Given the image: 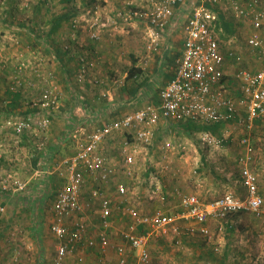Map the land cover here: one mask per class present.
Wrapping results in <instances>:
<instances>
[{
    "label": "rangeland",
    "instance_id": "obj_1",
    "mask_svg": "<svg viewBox=\"0 0 264 264\" xmlns=\"http://www.w3.org/2000/svg\"><path fill=\"white\" fill-rule=\"evenodd\" d=\"M83 1L88 3L86 8L91 5L99 6L104 16L102 20L105 22L112 6L119 4L116 0H74L68 4L74 5ZM37 3L44 4L36 10L34 5ZM60 3L61 0H0V178L8 180L7 190H0V228L6 225L0 245L10 251L2 254L0 246V264H39L40 257L45 259L42 264H51L56 246L55 237L52 233H43L44 240L51 239V244L49 249L38 255L41 241L30 234V225L33 215L36 216L42 211L45 217L42 221L45 223L44 228L50 226L53 218L51 207L58 182L54 172V158L68 154L74 147L73 139L64 143L62 137L65 131L70 132L72 125L78 121L76 107L81 103L79 100H88L90 104L102 107L108 117L115 118L125 111L119 107L108 108L109 101L104 96L99 101L98 97L104 91H111L114 101L136 100L135 103L142 106L157 100L158 92L163 86L162 81L165 79L163 75L156 76L154 70L148 71L149 67L150 70L153 68L151 65L158 68L160 63L155 61L156 59L150 62L145 70L140 67L142 56L145 54V28L140 23L136 26L121 23L117 31L103 26L101 39L97 41L100 42L102 51L83 62L88 63V71L83 78L80 76L81 65L72 73H67L64 79L61 73H45V69L53 66L58 71L61 62L56 58L57 55L51 59L46 58L41 42L34 45L35 48L39 47L37 53L33 52L34 56L27 54L32 45L27 41L21 45L20 38L25 37L28 31L21 28L19 30L16 26H21L19 23L22 22L27 27H33L34 24L31 37L46 36L47 29L43 23L57 14L60 10L57 5H61ZM49 5L53 6L52 12H45L44 8H49ZM10 25L12 27H9ZM249 33L248 25L242 24L234 27L233 33H227L226 38L220 35L224 46L243 53V66L254 64L247 46ZM65 44L69 47V44ZM22 52L25 54L23 58L19 55ZM80 61L77 60V63ZM90 62L95 63L92 69ZM72 63L74 65L76 62L70 61L71 65ZM232 66L233 72L238 64ZM133 67L143 69V73L137 78L128 77ZM163 73L166 72L163 70ZM18 75L23 81L21 87L14 82ZM42 75L49 79L46 76L43 79ZM139 83H142L140 91H137V96L134 97L133 91ZM53 86L59 88L62 97L58 111L54 115L52 113L48 129L41 130L34 123L23 135H15L7 128L3 121L9 116L17 119L30 116L36 121L39 117L37 113L43 110L39 106L43 92ZM19 89L22 92H19ZM8 92L12 95L8 96ZM13 93L20 94L16 96ZM95 124H85L86 132L97 125ZM229 131L232 138L222 147L206 146L199 142L197 132L170 125L158 132L153 145L128 148L129 151L137 150L136 164L131 173L125 171L120 155L126 147V135L119 134L109 139L105 148L117 169L116 177L128 185L127 200L138 207L142 214H150L157 209L175 214L179 209V192L197 194L205 201L228 191L244 193L237 163V158L243 150L241 139L244 134L249 135L254 148L252 168L258 174L259 180H264V119L256 121L250 129L240 126ZM167 141L171 142L169 148L165 146ZM41 142L44 145L39 148ZM41 151H47L45 155H51L48 161H44L47 157L40 154ZM108 190L110 193L115 192L113 184L108 186ZM5 196L16 199L14 206L18 198L16 208L13 209L11 203L10 205L6 201L3 202ZM95 204L93 211L98 219L99 202ZM93 211H88L92 231V225L98 223L96 218L92 219ZM112 223L110 240L112 243L126 246L131 263L135 259V253L131 252L122 236V232L130 224V219L117 213ZM178 223L180 234L169 230L156 234L149 240L150 261L147 264H264V226L251 213L234 215L227 221L211 219L206 224L209 234L203 233L202 225L192 219ZM150 229V225L138 227L139 232L143 233ZM111 254L115 255L112 260L109 259ZM33 255L35 260L32 261ZM100 257L101 254L96 251L92 258L94 264L98 263ZM78 260L82 262L74 256L69 260V264ZM107 261L108 264H119L118 254L114 249L107 255Z\"/></svg>",
    "mask_w": 264,
    "mask_h": 264
},
{
    "label": "built area",
    "instance_id": "obj_2",
    "mask_svg": "<svg viewBox=\"0 0 264 264\" xmlns=\"http://www.w3.org/2000/svg\"><path fill=\"white\" fill-rule=\"evenodd\" d=\"M116 1L119 4L108 13L106 22L96 5L84 9L82 17L75 16L70 27L72 36H75L85 15L84 20L90 25L89 37L93 41L101 39L103 26L117 31L121 23L133 26L140 23L145 28L148 55L162 50L164 42L175 30L183 34V46L175 58L174 75L159 90L157 100L113 119L99 111L97 108L100 107L90 108L94 119L87 124L97 125L86 132L85 124H74L70 132L67 131L66 137L73 139L74 147L68 154L54 158L58 182L51 207L53 219L50 231L56 239L51 264H69L74 256L82 260L83 257L77 254L80 247L97 248L101 254L97 264H108L107 255L111 249L118 254L119 264H147L150 261L149 240L169 230L180 234L178 222L183 220L192 219L200 223L205 234H209L206 224L211 219L227 221L241 213H251L264 226V193L260 191L258 174L252 168L254 148L247 134L241 139L243 150L237 158L244 193L228 191L205 201L197 194L179 192L180 209L175 214L160 209L142 214L127 200L128 185L116 177L117 169L105 148L109 139L119 134L126 135V147L120 155L125 171L131 173L136 164L137 150L129 151L128 148L153 145L158 132L170 125L188 122L203 126L220 125L217 132H195L202 145L222 147L232 138L229 129L240 126L250 129L256 121L264 119V0ZM222 16L229 21H249L251 32L247 37V46L251 57L258 63L257 67L243 66V53L224 46L218 32ZM80 60L82 64L87 61L85 57ZM87 64L82 65V78L88 71ZM235 64L238 67L232 72L231 67ZM45 76L42 75L43 79ZM14 82L19 87L23 85L19 75ZM18 91L22 92L21 89ZM103 96L109 102L113 100L109 90L104 91L98 100ZM61 97L62 92L57 86L45 89L39 105L43 110L37 113L39 117L36 121L30 116L18 119L9 116L3 123L15 135H23L34 123L41 130H46L51 124L52 113L54 115L58 111ZM43 145L41 142L38 147ZM165 146L169 148L171 142L167 141ZM7 182L0 178V190H7ZM111 184L114 193L108 190ZM97 201L96 234H90L88 211L94 210ZM117 213L130 219L122 236L131 252L135 253L131 263L126 246L110 240L109 229ZM141 225H150V231L139 232Z\"/></svg>",
    "mask_w": 264,
    "mask_h": 264
},
{
    "label": "crops",
    "instance_id": "obj_3",
    "mask_svg": "<svg viewBox=\"0 0 264 264\" xmlns=\"http://www.w3.org/2000/svg\"><path fill=\"white\" fill-rule=\"evenodd\" d=\"M69 1L71 2L74 0H61V3H60L61 5H57L60 8V10L57 12V14L52 15L50 17V20H49V18H47L46 22L43 23L44 27H46V29H47V34H46V36H43L42 38L35 37L34 35H32L33 37H31V34H32L31 30L32 31L34 30L33 29V27L35 26L34 24L32 25L33 27H27L22 22V23H19V24H21V26H16L17 28H19V30L21 28V30L23 29V30L28 31L27 35L26 36L24 35L25 37L20 38L21 45L25 44L26 41L29 42V45H32V48L30 49V51L27 50V54L31 53V55L34 56L33 52L37 53L38 49H39V47L35 48L34 45L40 44V42H41V44L44 46L43 51L45 53L46 58L51 59L52 56L55 57V55H57L56 58L61 62L59 67H58V71H56V67L53 66V67H48L47 70L45 69V73H53L55 75H58V73H61L63 79H64V76L67 75V73H72L75 68L77 69V67H79V65L82 66V62L80 61L79 63H77V60H80L84 57L87 60V58L93 57L94 54H98V53H100L99 51H102V50H100L101 49V47L99 45L100 42L97 43V41H93L89 37L88 31H89L90 25L87 24V22H85V20H84L85 15L83 16L82 23H80L79 28L75 32V36L74 37L72 36V34H71L72 30H70L71 21L77 15H81V17H82L81 13L84 9H86V6L88 3H85L83 1V2L76 3L74 5L73 4L69 5L68 4V3H70ZM45 2H46V0H45ZM43 4L44 3H40V4L37 3L36 5H34V8H36V10H37L41 6H43ZM97 7L100 9L99 6H97ZM114 7H115V5L112 6V8L110 9V12L112 11V9ZM49 8H51V9H49ZM49 8H44V11L45 12H52L53 6L49 5ZM100 12L102 13L101 9H100ZM179 15L180 14H179V10H178L176 12L175 20L178 21ZM102 16H103V14H102ZM232 22H233V28L234 27L236 28L237 25L244 24V25H248L249 31L251 32V30H250L251 26H250L249 21L242 20V19H240V20L233 19ZM9 27H12V26L10 25ZM17 40L19 41V39H17ZM65 43L69 44V47H66L67 45ZM182 46H183V34L181 33V31L175 30V32L172 33V36L164 42V46L162 47V50H160L156 53H153L152 55H148L146 52V49L144 47L145 54L142 56V64L140 67H142L145 70L146 66H148L150 64V62H152L153 60L156 59L155 61H158L160 63V65L158 66V68H155L154 66L151 65V68L152 67L153 68L150 70V67H149L148 71L154 70V72L157 74L156 76L163 75L165 79L162 81V84H163L162 87H164L167 84V82L174 75V68L173 67L175 65V58L180 54ZM15 54L17 55V53H15ZM19 55H21V58H23L25 54L22 52ZM70 61H75L77 63V65H76V63L74 65L72 63V65H71ZM90 63H91V66H90V68H91L95 63H93V62H90ZM257 66H258V63L256 61H254V64H251L250 67H257ZM232 68H233V66L231 67V69ZM94 70H95V68H94ZM163 70L166 73H163ZM86 84L88 85L89 83H86ZM110 93H111V97L113 98V100L110 101L109 103H107L108 108L111 107V109H113L114 107H119L122 109V111H125L124 113H126V112L130 111L131 109L133 110V109H137L138 107H140L139 104L135 103L136 100H134V101H127V100L121 101L120 100V102L114 101L113 93L111 91H110ZM9 95H12V94H10V92H8V96ZM14 95L17 96L18 93H15ZM136 96L137 95H134V97H136ZM77 98H79V97H77ZM12 101H13V99H12ZM79 101L81 103H78V105L76 107V114H78V121L74 124L80 123V124L84 125V124L91 122L94 119V116L91 117L92 111H90V108L95 109L97 107L94 106L93 103L90 104L88 100L80 99ZM119 103L122 105H119ZM66 106H68V105H66ZM97 109L99 111L100 110L103 111L102 107L97 108ZM104 114H105V112H104ZM109 118H111V117H109ZM111 119H113V118H111ZM73 121H75V120L73 119ZM66 134H67V131H65V133L63 134L64 138L62 137V141L64 143H66V142L68 143V140H69L68 137H66ZM63 142H61V144H63ZM259 187H260V191L262 193H264V180H259ZM5 201L8 202V204L11 203L12 205L11 204L10 205L14 209V208H16L15 206L18 203V198H17V203L15 204V206L13 204H14V201H16V199L15 200L11 199V198L9 199V197L5 196V198H3V202L6 203ZM179 209L177 211H179ZM11 213H13V211H11ZM43 218H45L43 215V212L39 211L36 216L33 215L32 220H31L32 223L30 225L32 228L31 229L32 232L30 234L34 238L38 237L41 241L39 243V245H40L38 248L39 250L37 249L39 251L38 255L41 253L43 254V252L46 249H49V246L51 244V239H49L48 237H47L48 238L47 241L44 240L45 238H44L43 233L45 232V234L47 235L48 233H51V231L49 228L50 226H48V228H46V227L44 228L45 223L44 224L42 223ZM95 218H96V215L94 212L92 219L95 220ZM10 219H11V217H10ZM87 220H89V222H88L89 224L90 223L92 224V221L90 220V216L87 217ZM92 226H95V225L93 224ZM5 228H6V225H5V227L0 228V243L3 242L2 235H3ZM109 231H112V230L109 229ZM91 233L96 234L95 229L93 231L91 230ZM0 246L2 249V254L5 252L6 253L10 252L8 249H4L3 245H0ZM33 248H34V246H33ZM96 251H98L97 248L80 247L77 254L79 256L81 255L84 260L82 259V262H80L78 260L74 264H94L95 261H93L92 258H93V255L96 254ZM30 256H32V255H30ZM33 257H34V255H33ZM72 258H74V257H72ZM112 258H115L114 254H111L109 256L110 260H112ZM43 259H44V257H40L38 259L39 264H42L41 262H43ZM31 260L32 261L35 260V257L33 259L31 258ZM30 264H34V263H30Z\"/></svg>",
    "mask_w": 264,
    "mask_h": 264
},
{
    "label": "trees",
    "instance_id": "obj_4",
    "mask_svg": "<svg viewBox=\"0 0 264 264\" xmlns=\"http://www.w3.org/2000/svg\"><path fill=\"white\" fill-rule=\"evenodd\" d=\"M221 18H222V22H221L222 24L220 26H218V32H219V34L222 37L226 38L227 37L226 36L227 33L231 34V33L234 32L233 23H232V21H229V20L225 19L223 16ZM221 28H222V31H221ZM142 73H143V69L142 68L133 67L132 68V71L128 74V77H130V78H137ZM141 85H142V83H139L138 84V87H136V89L133 91V95H136L140 91ZM17 96H19V93H18ZM178 127H182L186 131L211 130L213 132H217L219 130V128H220V125L203 126V125H198V124H194V123L188 122V123H180L178 125ZM40 154H42L43 156H45V152L43 153V151H41ZM50 156H48V155L45 156V157H47V161L50 159ZM47 183L48 184L50 183L49 180H48ZM236 215H238V214H236Z\"/></svg>",
    "mask_w": 264,
    "mask_h": 264
}]
</instances>
